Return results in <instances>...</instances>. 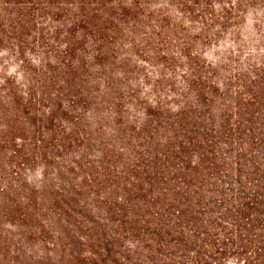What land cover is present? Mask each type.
<instances>
[{"label":"trees","instance_id":"trees-1","mask_svg":"<svg viewBox=\"0 0 264 264\" xmlns=\"http://www.w3.org/2000/svg\"><path fill=\"white\" fill-rule=\"evenodd\" d=\"M253 2L0 0V264H264Z\"/></svg>","mask_w":264,"mask_h":264},{"label":"rangeland","instance_id":"rangeland-1","mask_svg":"<svg viewBox=\"0 0 264 264\" xmlns=\"http://www.w3.org/2000/svg\"><path fill=\"white\" fill-rule=\"evenodd\" d=\"M234 1V0H230ZM245 13L242 15L237 27H236V37L238 43L243 46L244 51H250L251 48L256 47L261 44L264 45V0H256V2L249 3L244 5ZM230 31V30H229ZM233 40L231 35L228 33H224L220 35L217 39V44L221 46L220 49L205 47L204 52H207L208 56L217 55L223 52V49L227 47V45ZM233 46L229 45L227 49H231ZM1 53V50H0ZM8 61L6 67L13 66V60H10V56L8 54H3L0 56V60ZM129 59V67H127L128 78L131 79L132 83L139 84L140 86V56H130ZM37 173L35 170H31L26 172V177L30 180H37ZM37 243L31 242L29 247L36 250Z\"/></svg>","mask_w":264,"mask_h":264}]
</instances>
